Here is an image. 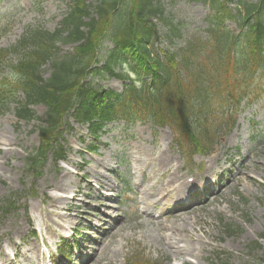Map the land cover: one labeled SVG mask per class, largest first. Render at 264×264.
<instances>
[{
    "label": "rangeland",
    "instance_id": "374dc122",
    "mask_svg": "<svg viewBox=\"0 0 264 264\" xmlns=\"http://www.w3.org/2000/svg\"><path fill=\"white\" fill-rule=\"evenodd\" d=\"M70 1L0 0V47L15 44L28 27L57 29L69 10ZM87 1L96 6L100 0ZM160 1L163 18L172 22L176 33L180 29L181 35L173 37L170 30L167 36L164 32L169 26H161L163 34L156 44L159 50L174 51L196 34L206 38L207 17L212 13L208 5L201 1ZM238 1L230 0V5L236 7ZM157 22L161 21L157 19ZM226 25L237 34L241 32L234 20H227ZM58 45L60 55L74 52L75 44L59 42ZM112 47L111 40L105 41L100 52L102 64L107 50ZM50 72V65H46L43 75L48 77ZM9 74L8 69L0 71V80ZM88 80L120 92L125 88V82L118 77L92 74ZM21 99L22 95L18 100ZM224 104L227 107L216 104L220 113L230 111L229 104ZM32 107L39 117L46 116L43 104ZM236 111L237 120L232 129L211 127V136L218 132L212 151L196 153L187 159L170 127H160L151 120L135 124L109 123L99 134L101 142L91 143L87 127L73 124L69 119L75 127L65 133L71 148L67 161L57 163L50 155L41 175L36 176L29 157L40 143L41 120H20L15 103H9L0 112V126L13 140L10 146L2 145L11 149L5 157L0 149V202L12 196L16 208L6 212L0 205V259L7 251L13 257L10 264H30L23 254L35 255L36 262L35 253L39 251L38 260L40 258L43 264H85L83 261L87 258L86 264H127V257L134 256L137 260L146 258L158 264H180L175 251L163 246L156 232L152 235L155 228L146 221L140 199L144 187L151 186L154 191L170 188L166 182L174 171L175 176L187 182L191 175L199 180L190 182L193 185L185 193L189 198L176 200V193H172L163 201L169 204L159 209L150 207L149 211L162 223H170L177 210L189 208L195 219L193 227L208 230L210 243L199 248V256L186 257L197 264H264L260 260L264 249V93L255 102H243ZM137 143L154 147V151L162 148L172 158V163L160 168L156 165L152 168L150 160L145 165H132L129 150ZM88 145L95 146L92 152L88 151ZM105 163L111 168H106ZM210 165L214 168L209 169ZM92 168L99 171L100 176L95 175ZM207 182L212 185L211 194L204 187V194L191 195ZM104 194L108 195V200ZM187 200L196 202L193 203L196 206L190 208L192 204L184 203V208L175 207L178 202ZM106 203L114 204V208L109 209ZM223 223L231 224V228L227 230ZM186 227L182 233L185 239L192 234L191 224L186 222ZM146 230L150 236L146 235ZM111 236L116 241L115 260L98 254ZM74 240L77 250L71 247ZM64 244L71 250L69 260L59 250ZM257 245L261 248L255 249ZM110 249L105 246L106 252Z\"/></svg>",
    "mask_w": 264,
    "mask_h": 264
},
{
    "label": "trees",
    "instance_id": "16d2710c",
    "mask_svg": "<svg viewBox=\"0 0 264 264\" xmlns=\"http://www.w3.org/2000/svg\"><path fill=\"white\" fill-rule=\"evenodd\" d=\"M190 1L210 6L208 34L206 38L196 34L174 51L156 46L163 25L169 26L165 35L170 30L173 37L181 35L180 29L176 33L172 22L163 18L160 0H100L96 6L87 0H71L60 27L53 31L28 27L17 43L0 48V66L8 65L14 74L0 86V111L5 100L21 89L26 98L16 108L18 116L42 120L38 126L41 145L30 156L34 170L42 167L49 152L65 157L62 140L72 128L69 116L88 123L96 137L113 120L144 118L170 125L180 148L192 154L209 150L211 127L226 125L228 121L223 120L231 119L232 128L236 108L243 101L261 98L264 0H239L236 7L230 0ZM227 20L236 21L241 32L230 30ZM106 40L114 46L101 64ZM59 42L75 44L74 52L60 55ZM46 64L51 67L48 77L43 75ZM92 74L129 82L123 92H117L88 80ZM224 103L230 111L220 113L216 104L227 107ZM33 104L46 106L44 118L30 107ZM223 226L231 228L228 223ZM260 258L264 262V249ZM141 261L129 259V264H154Z\"/></svg>",
    "mask_w": 264,
    "mask_h": 264
},
{
    "label": "bare ground",
    "instance_id": "6f19581e",
    "mask_svg": "<svg viewBox=\"0 0 264 264\" xmlns=\"http://www.w3.org/2000/svg\"><path fill=\"white\" fill-rule=\"evenodd\" d=\"M0 131H2L0 132V149H2L3 151L2 157H5V155H7L11 151V149L8 147L3 148L2 145L10 146L11 144H13V140L11 136H9L7 133H4V128L2 126H0ZM129 153L132 156V165H135L136 163H142L143 165H145L146 161L150 160V165L152 166V168H155V166L153 165H156V167L160 168L163 166L165 167L167 165H170L173 161L172 158L168 155L167 151L163 150L162 148H157L156 151H154V147L150 148L146 145H142L141 143L133 145V147L129 150ZM105 167L108 169L111 168L108 163H105ZM211 168L213 169L214 167L210 165L209 169ZM92 169L95 175L100 176L99 171H97L95 168ZM60 183L62 184V182ZM107 184L110 185L108 182ZM166 185H168L170 188L163 187V189L158 188L155 191L152 190L151 186L148 188H143V197L141 196V199L144 203L143 213L146 216V221L152 223L155 228L153 229L154 232H152V235H154V233L156 232L155 236L162 242V245L175 251L174 256L180 259V264H197L195 262H192L186 256H199V248L204 244L210 243L208 238H211V234L208 232V230H203L202 227H200L198 230L194 228L195 219L191 216L189 208L188 210L184 208L185 211L177 210L175 214L172 215V220L170 223H162L149 211L150 207L159 209L161 208V205L169 204L168 201L163 204V201L169 198L172 193H176V200H180V198H183L187 195L185 194L187 188L192 187L193 184L187 183L184 179L175 176V172L173 171L172 174L169 176ZM104 198L106 200L109 199L107 194H104ZM106 206L109 209L114 208V204L106 203ZM194 206L196 205H191L190 208ZM161 214L162 212L159 216H161ZM105 216L107 218L109 217L108 214H105ZM186 222L191 224L192 234H188L187 238L185 239V237L182 236V233H184V230L187 229ZM199 231H202V234H200ZM145 233L148 236L151 235L148 230H146ZM115 243L116 241L112 238V236L107 239L104 242V245L102 246L103 248H100L98 250L99 256L115 260L117 255ZM105 246L110 247L111 249L106 252ZM35 254L37 256L36 262L33 260L32 256L27 255L25 253L23 254V257L25 260L29 261L30 264H40L41 261L38 260V256L40 257L39 251H37V253ZM10 257L11 255H9L7 251H5L3 255L2 264H10Z\"/></svg>",
    "mask_w": 264,
    "mask_h": 264
}]
</instances>
